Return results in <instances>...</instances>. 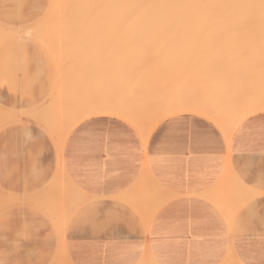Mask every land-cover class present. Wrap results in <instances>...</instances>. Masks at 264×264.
Wrapping results in <instances>:
<instances>
[{
  "label": "crops",
  "instance_id": "1",
  "mask_svg": "<svg viewBox=\"0 0 264 264\" xmlns=\"http://www.w3.org/2000/svg\"><path fill=\"white\" fill-rule=\"evenodd\" d=\"M54 4L57 0H0V8L16 9L0 12V29L5 33L0 43L23 35L37 40L55 58L60 77L55 53L30 34L49 19L54 8L48 6ZM30 9L35 12L29 13ZM46 9L47 14L38 20L44 22L28 30L6 26L1 19H37ZM58 82L59 79L52 99ZM0 109L13 116L2 124L24 114L34 120L31 114L39 111L18 114ZM76 126L63 150L47 127L55 145L48 144L31 127H13L0 134V173L5 164L10 165L8 191L32 192L39 188L38 196L43 195L57 182L59 173H66L76 189L87 196L82 203L70 204L72 208L68 205L71 218L65 246L74 264H142L149 259L153 264L264 261V198L250 191L247 197L254 195L247 201L242 196L246 193L240 196V189H247L243 185L250 189L260 184L264 169V111L240 124L230 146L213 120L196 113L165 119L147 144L133 126L116 116L96 115ZM230 170L234 171L232 178L226 177ZM0 187L5 194L2 182ZM73 194L70 203L79 196ZM93 210L102 217L115 218V222L106 231L84 223L82 217ZM13 219L18 228L27 225L25 254L31 252L38 259L52 260L61 235H56V218L43 208L38 210L29 199L26 206H17ZM5 235L0 232V249Z\"/></svg>",
  "mask_w": 264,
  "mask_h": 264
},
{
  "label": "bare ground",
  "instance_id": "2",
  "mask_svg": "<svg viewBox=\"0 0 264 264\" xmlns=\"http://www.w3.org/2000/svg\"><path fill=\"white\" fill-rule=\"evenodd\" d=\"M56 5H63V7L55 8L52 16L49 17V19L43 25L31 31L30 34L39 38L41 41H43L55 53V55L58 58L59 65H60V71H61V75L59 77V82H58V90H57L55 97L49 102L48 106L42 108L36 113L31 112L32 113L31 115H32V118H34V120L37 119L39 123L41 122L45 127H47L56 136L61 150H63V147H65L64 146L65 141L69 133L72 131V129L76 125L78 126V124L82 122L83 120L89 117H92V116H96V115H112V116H116V117H119L125 120L138 131L143 142L147 144L154 129L165 119L171 116L177 115V114H182V113H196V114L203 115L213 120L223 131L226 141L228 145L230 146L233 134L235 133L237 128L240 126L241 123H243L244 120H246L248 117L251 116L248 114H250L251 111H254L253 108L258 107L260 104H264V92H263V86H262L264 84H261V83H264L263 82L264 80L261 81L262 71L264 73V57H263L264 52L262 55H259L261 54L262 51H260L259 48H256V47L254 48V46L259 44V42H257L258 40H261V41L264 40L263 38L264 36V7H262V5H264V0H57ZM109 26L113 27L112 32H114V29H115V31L117 32L116 33L117 35L120 32L125 34V36L122 35L121 40L124 39V37L129 38V39L127 38L124 39L123 42L125 40L130 42V39L132 38L134 39V40L132 39L133 42L131 41V44L133 43V46H132L133 48L131 47V44L130 45L128 44L127 41L125 42L126 46L127 45L130 46L129 48L130 51H127L126 46H120V44H123V43L119 41L120 42L119 46L121 48L122 47L126 48V50L125 51H123L124 49L121 50V53L119 52L118 57L119 55L121 57L123 56L129 57L130 64H128V62H126V64L124 61L122 62L123 59L121 60V62H119L118 60H115V58H117L116 57L117 52L116 53L113 52V55L110 54V56L105 54L104 56L101 57V55L100 56L97 54L94 55V54H90L86 52V50L84 51L83 47L85 45H82L83 43L82 40L87 38L88 36L90 37L91 36L94 37L96 35L99 36L100 30H102V28L104 29V27L105 29L106 27L108 29ZM150 26L152 28H149ZM153 26L154 27L156 26L155 27L156 30L154 29ZM188 26L189 27L191 26V28L193 29L188 28ZM136 27H139V28H136ZM202 27L203 28L206 27V29H203ZM96 31L97 33L99 31V33L95 35ZM128 32H130V34H127ZM152 32L153 33L155 32V34H153ZM156 32H159V33H156ZM187 32H191V34L194 32L192 37H195L194 34H196L195 38H198V35L200 36L202 33H205V32H207L205 33V35L207 36L205 37V35L202 34L203 36L201 35L198 41H195L197 43L194 42L195 39L187 40V37H186V39H184L182 43L184 42V49H185V46H187L186 44L189 43L187 48L188 49L190 48L189 49L190 52L187 49V50L182 51L183 53H178V52H181L180 51L181 49L179 48H181V46L183 45L180 43L181 35H184ZM212 32L215 34L211 35ZM217 32L221 33L219 34L221 36L222 34H224V36H222L223 41L221 39L213 40L214 35H216ZM4 34L5 33L0 29V38ZM133 34H135L134 37L132 36ZM158 34H162V35H158ZM108 35L111 36L110 34ZM117 35H115V37H117L118 39L119 35L118 36ZM127 35H131V37ZM152 35L153 36L156 35V37L158 38H156L155 36L152 37ZM226 35L231 36V37H228ZM109 36H107V38ZM170 36L172 37L174 36V37L172 38ZM179 36H180V40L178 39ZM225 36L228 37L230 40H228ZM151 37L153 38V40ZM159 38L161 40L162 39L167 40V41L163 40L165 42L164 45H162V41L159 40ZM175 38H177L178 41ZM155 39H158L159 41H161L160 42L161 46L160 44H157L158 46L155 44V43H159V41L156 42ZM207 39L209 41H205ZM87 40L89 39L87 38ZM91 40L90 41L93 42V40H97V39H91ZM144 40L145 41L147 40V42H145ZM186 40L188 42H186ZM211 40L213 41L211 42ZM216 40L219 41V43L217 42L216 44ZM114 41L115 40H113V42ZM203 41L204 43L205 42L206 43L205 44L202 43ZM230 41L233 42L232 43L233 45L231 44ZM234 41H237V42L235 43ZM70 42L71 43L73 42V43L70 44ZM136 42L139 44H137ZM148 42H150V44ZM171 42H174V43L176 42V43L174 44ZM198 42L199 44H201L204 50L203 48L201 49V46L198 44ZM221 42H224L225 44ZM238 42L241 45L244 44L242 46L243 51L241 50L239 52L238 48L237 49L234 48L235 50L232 48V47L238 46L240 47L239 48L240 50L241 46L237 44ZM243 42H245L246 45ZM85 43L88 44L87 42ZM143 43L145 44L143 45ZM178 43L181 46H178ZM220 43L223 47H225V49L226 47H228V50H230L231 48L232 50H234V52L230 50V52H227L229 54L228 55L223 49L222 52L219 51L221 53H219L218 55V50H216L215 55H217L218 57L220 56L219 59L222 61L220 60L213 61L212 59H216V58L211 57L210 60H208L209 62L206 61V63L205 62L201 63L199 65L201 75L198 78L201 80H198L199 83H197V86L195 88L189 87L188 85H185V83L183 82H179L178 78L173 77V76H172L173 78L169 77L170 79H168L170 80V82L174 83L173 87L167 89L166 91L161 88V85L163 84V82L164 83L167 82L166 81L167 77L164 76L165 78H161L164 75V73L170 72L172 74H176L181 70V67H180L181 65L179 66L177 60L170 59V58L183 57V56L187 57L189 56V53L191 54V53H195L201 50H202L201 52L205 51L206 53H208V50L210 51L211 49H212V54H213V51L217 49L216 48L217 45H218V48H221ZM249 43H251V45L247 46V44ZM253 43L255 44L253 45ZM69 44L70 45L76 44V45L73 46L74 48L73 47L71 48ZM102 44H103V41H102ZM207 44L209 46H207ZM211 44L214 45V47ZM90 45L92 46V44ZM101 45L99 44V46ZM148 45L150 46V48L147 47ZM166 45L167 46L170 45V47L168 46L169 49H167L168 47ZM196 45L197 47H195ZM139 46L143 49V52ZM143 46L148 51H144L145 49ZM154 46H157V47L160 46V47L157 50V47H154ZM177 46L179 48H177ZM189 46H191L192 48ZM262 46H264V44ZM102 47L105 49L104 46ZM70 48H71V51H70ZM131 48L132 49L137 48V50L132 51ZM247 48H249V51ZM196 49L198 50L196 51ZM250 49L252 51H250ZM255 49H258L259 52ZM262 50L264 51V48ZM68 51L71 52V54ZM93 51L95 50L93 49ZM256 51L258 52V54L256 53ZM101 52L103 53V50ZM157 52L159 53L157 54ZM205 52H203V55H207ZM223 52H225V54H222ZM66 53H69V54H66ZM166 53L169 55H167ZM184 53H188V54L185 55ZM209 53L207 55L208 57L210 56ZM149 54L154 56V58ZM165 54L166 56L169 57L167 58L170 59L171 61H168L165 59L166 61L163 60L164 61L163 62L160 59V57L165 56ZM63 55L64 56L66 55L67 58H64ZM106 55L109 56V58L107 57L108 60L107 59L103 60V57H105ZM111 55L113 56V58H111ZM225 55L228 56L233 61L232 60L230 61L228 57L226 59ZM69 56H70L69 59H71L73 63L74 62L76 63V61L78 62L76 64L74 63L75 65H73V63H71V61L68 59ZM241 56H243V58ZM149 57H152V59L151 58L150 59L153 62H149V61L147 62V59L150 60ZM234 57H235V60L237 61L233 59ZM78 58L80 61L78 60ZM87 58L90 60H88ZM156 58H159L158 62L156 61ZM221 58L223 59L225 58V59L223 60ZM109 59L110 60L112 59V60L110 61ZM154 59H155V64H154ZM66 60L67 61L69 60L68 61V63L70 62L69 65L66 63ZM106 61H109V62H106ZM159 61L161 63L163 62L162 63L163 68L159 69V71L161 70L162 72L161 71L158 72L157 70H155L156 66L159 64ZM224 61H227V62H224ZM234 61H235V64L237 63L236 67L239 70L234 66L235 65ZM141 62L144 64L141 65ZM123 63L125 64V69H124ZM145 63L146 64L148 63L150 65L154 64V65L147 66ZM227 63L231 65L232 68L233 66L235 68L234 69H232L231 67L227 68V66H229V65H226ZM133 64L135 66H133ZM138 64L141 65V67L145 68L142 70H144L146 74H144L145 72L142 70L141 71L143 73H140L141 71L138 72L136 70ZM160 64L159 66L161 68L162 66ZM164 64L165 65L167 64L169 67L167 65L164 66ZM130 65H132L134 69ZM145 65L149 68L145 67ZM128 66H130L131 69H133V70L130 69L133 72L129 71ZM159 66H157V68H159ZM152 67L154 68L152 69ZM75 68L76 69L78 68V71L75 70ZM148 69L149 71H151L152 74H153V71L154 72L156 71L158 73L156 74L155 72V74H153V76L155 75L154 78L157 77L156 79L157 82L155 81V79H154V82L153 80L151 81L153 77L151 76L152 74L148 71ZM122 70H123V73L121 72ZM125 70L126 71L128 70V74L135 73L134 74L135 79L138 73L139 75L137 77L139 76L141 77L140 74H144L143 77H145L144 78L145 80L142 79L141 81L143 83L142 82L140 83V79H141L140 78L137 84H136L137 81L135 82L133 80L135 84L132 86L133 88L130 87L131 88L130 89L131 91H130L127 87H129L130 85L128 83L129 80L132 81V79H134L132 74L130 75L132 76L131 79H129L130 76H127L126 78L123 76L121 78H118L120 77L119 75L125 73ZM134 70H136L137 73L134 72ZM235 70H237V72ZM119 72L121 74H119ZM263 73L262 75H264ZM107 74H112L113 76L114 75L116 76V74H118L117 77H114V78L112 76L110 77L109 75L110 81L113 82L112 79L118 78V79H115L114 81L119 82V84L120 83L127 84L128 86L123 84V88L125 86L124 88L125 90L123 89V92L129 90L127 91L128 93L127 94L123 93L124 95L118 94L119 96H117V98L107 97V96H110L108 94L107 96H100V98L97 95L96 97L95 92H97L96 94L100 92H104V90L102 89H105L106 93L109 92V94H112L108 89L114 88L116 83H113L114 86L110 84L108 86L107 84H105L106 81L107 83L109 82V79H107L108 77ZM147 74H149L148 77H146ZM103 75L104 76L107 75V77L104 78L105 82L102 78ZM126 75L127 73L124 76ZM98 76L102 79H100ZM174 76H177V75H174ZM146 78H149V79H147V82L145 83ZM162 79H164V81H162ZM72 82L74 84H72ZM89 82H92L91 85ZM95 82H98V83H95ZM87 83H89V86ZM130 83L132 84V82ZM156 83H159V84H156ZM96 84L98 85L96 86ZM72 85H75V86H72ZM76 85L78 88L76 87ZM101 85L103 87H101ZM86 86H88V89H86L87 88ZM120 86H122V84H120ZM259 86H261L262 88L260 87L259 89ZM115 87H117V84ZM79 88L80 89L82 88V89L80 90ZM69 89L71 92L69 91ZM117 89L118 88H116V90ZM93 90H95V92H93ZM80 91L83 93V95H80L81 94ZM186 91L190 93H186ZM69 92L71 94H69ZM92 92L94 94H92ZM119 92L122 93L121 90ZM194 92L196 93L194 94ZM183 93L187 95L184 96ZM75 95H78V96H75ZM112 96L114 97V95ZM69 98L71 101L69 100ZM74 98L76 99L79 98V100H77V102H74L76 100ZM12 117L13 116L11 114H8L7 112H5V110L3 111L0 109V124L9 120ZM233 172H234L233 170L232 171L230 170L229 172L227 171L226 177L232 178L234 176ZM61 174L62 173L58 174V176L60 175L59 177L57 176L58 180L56 179L54 181V182L56 181L57 182L53 184L51 189L46 194L44 193L43 195L40 194L34 199L30 198V203L33 206H35L38 210L41 208H43L44 210H47L51 215H53L56 218L58 224H61V223L64 224V231L60 235L59 243L57 245L58 250L57 252H55L56 254L54 255L52 260L58 261V264H74L71 261L67 253L68 251L66 250V246H65L66 230H67V226L70 221V218H71V214L69 213L71 210L69 211L68 209H69V206L70 208H72L71 205L74 206V203L76 204L82 203L84 200H86L85 198L87 196L85 197V195L82 192L76 189V187L71 183V181L68 180L69 178L66 176V173L62 175ZM147 178L151 180V176L149 173H148ZM244 186L246 185L242 186L244 189L246 188L248 189V190L247 189L245 190L246 192L244 190H243L244 192L241 191L240 187L238 189H240V196H241V193L242 194L246 193L245 195H242V196L243 197L246 196V199H243V200L247 201V199H249V197L254 194L252 193V195H249V197H247V195L249 193L251 194L252 191L249 192V188L244 187ZM247 191L249 193H247ZM75 193L77 195L79 194V196L77 198H74L72 196L75 202L72 201L73 200L72 198L71 200L72 203H70L68 200L71 199L70 197L72 194L75 195L76 197ZM69 194H70V197L67 196ZM237 195L239 196V194ZM4 198H5V194L0 192V204L3 203ZM62 198L64 199V201H62L63 200ZM63 202L67 205L63 204ZM240 205H242V203ZM64 208H67V209L65 210ZM68 213L70 215H68ZM64 214H65V217L63 216ZM149 219L150 217L147 218L145 222L146 223L149 222ZM127 255L129 256V254ZM142 264H153V263L149 259L148 261L143 262Z\"/></svg>",
  "mask_w": 264,
  "mask_h": 264
},
{
  "label": "rangeland",
  "instance_id": "3",
  "mask_svg": "<svg viewBox=\"0 0 264 264\" xmlns=\"http://www.w3.org/2000/svg\"><path fill=\"white\" fill-rule=\"evenodd\" d=\"M54 10H55V8H54ZM54 10H53V12H54ZM16 11V9L15 8H10V7H8V8H0V12H6V13H9V12H15ZM28 12L29 13H32V12H35V10H33V9H30V10H28ZM47 12H48V10L46 9V10H44L43 11V13H42V15H40L39 16V18H37V19H34L35 17H32V16H29L28 17V19H24V18H21V17H15V16H13V17H9V18H1L2 20H3V22H5V24H6V26H10V27H13V28H17V29H26V30H28V29H32V28H34L36 25H38V24H42L43 22H44V20L42 19L41 21H38L44 14H47ZM53 12H52V14H53ZM52 14H51V16H52ZM50 16V17H51ZM122 27V26H121ZM120 27V28H121ZM146 27V26H145ZM144 27V28H145ZM154 27V26H153ZM156 27V26H155ZM155 27H154V29H155ZM159 27H161V26H159ZM185 27H187V26H185ZM192 27H194V26H192ZM207 27V26H206ZM206 27L205 28H203V29H206ZM110 28H112V29H110ZM117 28V27H116ZM135 28V27H134ZM136 28H139V27H136ZM142 28V27H141ZM149 28H152L151 26L149 27ZM157 28H158V26H157ZM182 28H183V26H182ZM188 28H191V26L189 27L188 26ZM198 28V27H197ZM199 28H200V26H199ZM208 28V27H207ZM210 28V27H209ZM229 28V27H228ZM101 29V28H100ZM99 29V30H100ZM123 29V28H122ZM191 29H193V28H191ZM104 30V31H103ZM105 30H106V32H105ZM110 30V31H109ZM118 30H119V28H118ZM156 30V29H155ZM113 31V27H111V26H109L108 27V29H107V27H106V29H105V27H104V29L102 28V30H100V33H99V31H98V33H99V36L98 35H96V34H98L97 33V31L95 32V35L96 36H88L87 38L89 39V40H87V38H85V39H83L82 41H83V43H82V45H85L83 48H84V51L86 50V52H88V53H90V54H94V55H101V57L102 56H104L105 54H107V55H109L110 56V54H112L113 55V52H117V58H115V60H118L119 62H121V60H122V62L124 61L125 62V64H126V62H128V64H130L129 63V61H130V58L129 57H127V56H123V57H121L120 55H119V57H118V54H119V52L121 53V50H123V51H125L126 50V48H127V51H130V44H131V41H132V39H130V42H128L127 40H125L124 42H123V40L124 39H126L125 37H124V39H122L121 40V38H122V35H124L125 36V34L124 33H118V35L116 34L117 32L115 31V29H114V32H112ZM102 32V33H101ZM108 32V33H107ZM113 33V34H111V33ZM119 32V31H118ZM135 32V31H134ZM151 33V32H150ZM149 33V34H150ZM153 33V32H152ZM156 33H159V32H156ZM194 33V32H193ZM193 33L191 34V32H187V33H185L184 35H181V44H183L182 46L181 45H179V43H178V46H181V48H179L178 46H177V48H179V49H181L180 51L181 52H178V53H183L182 51H184V50H187L188 48H187V46L189 45V43H187L186 44V42H188L187 40H191V39H195L194 40V42L195 41H198V39L200 38V36L202 35V34H204L205 35V33H207V32H205V33H200L201 35L199 36L198 35V38H195L196 37V34H194L195 35V37H192V35H193ZM218 33V32H217ZM216 33V35H214V39L213 40H215V39H223V37L222 36H224V34H222V36L221 35H219V34H221V33H218L217 34ZM108 34H110L111 36H109ZM127 34H130V32H128ZM136 34H137V32H136ZM153 34H155V32L153 33ZM198 34V33H197ZM211 34V33H210ZM213 34H215V33H213L212 32V34L211 35H213ZM90 35H92V34H90ZM115 35H117L118 36V39H117V37H115ZM134 35L135 34H133L132 36L134 37ZM144 35V34H143ZM143 35H142V37H143ZM157 35V34H156ZM156 35H154L155 37H156ZM158 35H162V34H158ZM104 36V37H103ZM107 36H109L108 38H107ZM116 38H114V37ZM121 36V37H120ZM127 36H130L131 37V35H127ZM140 36V35H139ZM149 36V35H148ZM153 35H152V37H154ZM166 36V35H165ZM176 36V35H175ZM191 37V38H189V37ZM203 36V35H202ZM207 35H205V37H206ZM209 36V35H208ZM226 36H228V35H226ZM225 36V37H226ZM99 37V38H98ZM112 37V38H111ZM144 37H146V36H144ZM150 37V36H149ZM151 37V38H152ZM162 37V36H161ZM160 37V38H161ZM170 37H172V36H170ZM174 37V36H173ZM172 37V38H173ZM184 37V38H183ZM186 37H187V40H186V42H185V44L187 45V46H185V49H184V42L182 43V41H184V39H186ZM210 37V36H209ZM216 37H218V38H216ZM220 37V38H219ZM228 37H231V36H228ZM228 37H226L228 40H230ZM156 38H158V37H156ZM159 38V40H161ZM166 38V37H165ZM189 38V39H188ZM204 38V37H203ZM208 38V37H207ZM225 38V39H226ZM263 38H264V36H263ZM91 39H97V40H93V42H91L92 40ZM101 39V40H100ZM112 39V40H111ZM127 39H129V38H127ZM147 39V38H146ZM167 39V38H166ZM170 39V38H169ZM176 40H177V38H175ZM179 40H180V36H179V38H178ZM210 39V38H209ZM232 39V38H231ZM236 39H237V37H236ZM86 40V41H85ZM91 40V41H90ZM100 40V41H99ZM113 40H115L114 42H113ZM117 40V41H116ZM134 40V39H133ZM142 40H143V38H142ZM152 40H153V38H152ZM152 40H151V42H152ZM156 40V42L157 41H159L158 39H155ZM163 40H165V39H162L161 41H162V45H164L165 44V42L163 41ZM171 40H173V39H171ZM192 40V41H193ZM203 40V39H202ZM213 40H211V42L213 41ZM220 40V41H221ZM227 40V41H228ZM234 40V39H233ZM89 41V42H88ZM102 41H103V44H102ZM112 41V42H111ZM119 41H121V43H123V44H120V42ZM128 42V44L129 45H127V46H129V47H127L126 46V43L125 42ZM138 41V40H137ZM145 41V40H144ZM144 41H142V42H144ZM148 41H149V39H148ZM161 41H159V43H155L156 45L157 44H160V42ZM165 41H167V40H165ZM178 41V40H177ZM205 41H209L208 39L207 40H205ZM223 41V40H222ZM261 40H258L257 42H259V44H257L256 46H254V48L256 47V48H259L260 49V51H262L261 52V54H259V55H262L263 54V48H264V46H262L263 44H264V40H262L261 42H260ZM77 42V41H76ZM85 42H87L88 44H86ZM95 42V43H94ZM99 42V43H98ZM133 42V41H132ZM145 42H147V40L145 41ZM164 42V43H163ZM217 42L219 43V41H217L216 40V44H217ZM226 42V41H225ZM231 42V41H230ZM235 43L237 42V41H234ZM242 42V41H241ZM240 42V43H241ZM246 42V41H245ZM245 42H243V43H245ZM250 42V41H249ZM255 42V41H254ZM256 42V43H257ZM73 43V42H72ZM71 42H70V44H72ZM78 43H79V41H78ZM94 43V44H93ZM111 43H113V44H111ZM115 43H116V45H115ZM134 43H135V41H134ZM137 43V42H136ZM141 43V42H140ZM149 44H150V42H148ZM171 43H174V42H171ZM176 43V42H175ZM174 43V44H175ZM193 43V42H192ZM191 43V44H192ZM195 43H197V42H195ZM202 43H204V41L202 42ZM206 43V42H205ZM204 43V44H205ZM221 43H223V44H225L224 42H221ZM221 43H220V45H221ZM228 43V42H227ZM233 42H231V44H232ZM242 43V44H243ZM248 43V42H247ZM69 44V45H70ZM90 44H92V46L90 45ZM99 44L101 45V46H99ZM111 44V45H110ZM119 44H120V46H126V48H121L120 46H119ZM137 44H139V43H137ZM136 44V45H137ZM145 43H143V45H144ZM152 44H154V43H152ZM166 44H168V43H166ZM170 44V43H169ZM198 44H199V42H198ZM230 44V45H231ZM237 44H239V42L237 43ZM255 43H253V45H254ZM261 44V45H260ZM68 45V44H67ZM74 45H76V44H73V45H70L71 46V48L74 46ZM80 45V44H79ZM90 45V46H89ZM95 45V46H94ZM105 45H107V46H105ZM141 45V44H140ZM147 45V44H146ZM172 45V44H171ZM200 46H201V44H199ZM198 45V46H199ZM203 45V44H202ZM209 45H210V43H209ZM208 44H207V46H209ZM212 45V44H211ZM229 45V46H230ZM233 45V44H232ZM244 45V44H243ZM243 45H241V44H239V46H241V49L239 50V48L240 47H232L233 49L235 48V49H237L238 48V51L240 52L243 48H242V46ZM245 45H246V43H245ZM248 45H251V43H249V44H247V46ZM253 45H252V47H253ZM261 47H259V46ZM102 46H104L105 47V49L102 47ZM118 48H117V47ZM133 46V43L131 44V47ZM138 46V45H137ZM158 46V45H157ZM157 46H154V47H157ZM160 46H161V44H160ZM159 46V47H160ZM167 46V45H166ZM169 47H170V45H168ZM167 46V47H168ZM173 46V45H172ZM176 46V45H175ZM194 46V45H193ZM213 47H214V45H212ZM212 46H211V48H212ZM246 46V47H247ZM66 47V46H65ZM64 47V48H65ZM75 47H77V46H75ZM140 47V46H139ZM138 47V48H139ZM144 47V46H143ZM147 47H149L150 48V46L148 45ZM146 47V48H147ZM151 47H153V46H151ZM159 47H157V50H158V48ZM166 47V48H167ZM169 47L167 48V49H169ZM174 47V46H173ZM173 47H171V48H173ZM189 47H191V46H189ZM195 47H197V45L195 46ZM206 47V46H205ZM245 47V48H246ZM71 48H70V51H71ZM74 48V47H73ZM92 50H91V49ZM107 48V49H106ZM109 48V49H108ZM116 48V49H115ZM120 48V49H119ZM133 48V47H132ZM131 48V50L132 51H134V50H137V48L136 49H132ZM135 48V47H134ZM170 48V49H171ZM192 48V47H191ZM194 48V47H193ZM199 48V47H198ZM203 47L201 46V49H202ZM217 49H215V51H213V54H212V49L209 51L208 50V53L209 52H211V53H209L210 54V56L208 57L207 55H208V53H206L205 51H203V52H205L207 55H203V52H201V51H197L198 49H196V51L197 52H195V53H189V56H187V57H173V58H170V59H175V60H177V62H178V64H179V66L181 67V70L178 72V73H176V74H172V73H170V72H166V73H164V75H163V73H162V77L161 78H165V77H167L166 79V81L167 82H163V84L161 85V88L162 89H164L165 91L167 90V89H169V88H172L173 87V85H174V83L173 82H170V80H168V79H170L169 77H177L178 78V80H179V82H183V83H185V85H188L189 87H196L197 86V83H199L198 82V80H201V79H198L199 78V76L201 75L200 74V67H199V65L201 64V63H206V61L207 62H209L208 60H210V58L212 57V58H216V59H212L213 61L214 60H220L219 58H220V56L218 57L217 55H215L216 53V50H218V55H219V53H221L222 51H223V49L225 50V52L227 53V52H230V50L231 51H233L234 52V50H232L230 47V50H228V47H226V49H225V47H223L222 45H221V48H218V45H217V47H216ZM245 48H244V50H245ZM67 49V48H66ZM78 49V48H77ZM89 49V50H88ZM93 49L95 50V51H93ZM119 49V50H118ZM140 49H142L141 47H140ZM139 49V50H140ZM144 49H145V47H144ZM154 49V48H153ZM152 49V50H153ZM156 49V48H155ZM161 49V48H160ZM190 49V48H189ZM189 49H188V51H189ZM206 49V48H205ZM209 49H210V47H209ZM221 49V50H220ZM248 49V51H249V48H247ZM246 49V50H247ZM252 49V48H251ZM250 49V51H252ZM69 50V49H68ZM73 50V49H72ZM76 50V49H75ZM79 50V49H78ZM82 50V49H81ZM80 50V51H81ZM93 51V52H91V51ZM103 50V53L101 52ZM162 50V49H161ZM161 50H159V51H161ZM166 50V49H165ZM193 50V49H192ZM203 50H204V48H203ZM207 50V49H206ZM255 50H257L258 51V49H255ZM109 51H111V52H109ZM144 51H148L147 49H145ZM156 51V50H155ZM170 51V50H169ZM219 51H221V52H219ZM237 51V50H236ZM243 51V50H242ZM256 51V53L258 54V52ZM65 52V51H64ZM67 52V51H66ZM69 52V51H68ZM74 52V51H73ZM107 52V53H106ZM142 52H143V49H142ZM168 52V51H167ZM190 52V51H189ZM193 52V51H192ZM202 53V54H200V53ZM225 52H223L222 54H225ZM70 54H71V52H69ZM69 53H66V54H69ZM77 53V52H76ZM79 53V52H78ZM85 53V52H84ZM148 53V52H147ZM150 53V52H149ZM152 53V52H151ZM156 53V52H155ZM159 52H157V54H158ZM164 53H165V51H164ZM169 53V52H168ZM244 53V52H243ZM61 54H63V53H61ZM73 54V53H72ZM87 54V53H86ZM161 54H162V52H161ZM167 54V53H166ZM166 54H165V56H166ZM185 55L186 54H188V53H184ZM184 54H182V55H184ZM228 54V53H227ZM233 54V53H232ZM105 56V57H103V60H106L107 59V57L109 58V56ZM111 55V58H113V56ZM146 55H148V54H146ZM149 55H151V54H149ZM156 55V54H155ZM167 55H169V54H167ZM213 55V56H212ZM229 55V54H228ZM64 56V55H63ZM79 56V55H78ZM152 56V55H151ZM158 56V55H157ZM162 56V55H161ZM163 56V57H160V59L163 61H166V60H168V61H171L170 59H168L169 57L168 56ZM232 56V55H231ZM230 56V57H231ZM234 56V55H233ZM74 57V56H73ZM146 57V56H145ZM153 58H154V56H152ZM152 57H149V59L151 58L152 59ZM168 57V58H167ZM217 57H218V59H217ZM222 57V56H221ZM225 57H226V59H227V57L228 56H226L225 55ZM238 57V56H237ZM242 58H243V56H241ZM264 57V56H263ZM64 58H67L66 57V55L64 56ZM63 58V59H64ZM70 58V56L68 57V59ZM75 58H76V56H75ZM89 58V57H88ZM87 58V59H88ZM93 58V57H92ZM229 58V57H228ZM239 58V57H238ZM242 58H241V60H242ZM82 59V58H81ZM94 59V58H93ZM146 59V58H145ZM144 59V60H145ZM150 59V60H151ZM158 59L159 58H156V61L158 62ZM166 59V60H165ZM221 59H223V58H221ZM225 59V58H224ZM223 59V60H224ZM230 59V58H229ZM234 60H235V57L233 58ZM70 61H71V59H69ZM68 60V61H69ZM73 60H74V58H73ZM78 60H79V58H78ZM88 60H90V59H88ZM102 60V61H103ZM108 60V59H107ZM110 60V59H109ZM112 60V59H111ZM110 60V61H111ZM144 60H143V62H144ZM150 60H148L147 59V62L149 61V62H153L152 60L150 61ZM211 60V61H212ZM232 59H230V61H231ZM240 60V59H239ZM68 61L66 60V63L69 65V63H68ZM80 61V60H79ZM163 61V62H164ZM167 61V62H168ZM220 61H222V60H220ZM229 61V60H228ZM233 61V60H232ZM235 61H237V60H235ZM235 61H234V64H235ZM78 61H76V63H77ZM91 62V61H90ZM106 62H109V61H106ZM162 62V63H163ZM224 62H227V61H224ZM71 63H73L72 61H71ZM75 63V62H74ZM73 63V65H75ZM139 63V62H138ZM161 62L159 61V64H160ZM160 64L161 66L163 65V64ZM238 63H239V61H238ZM125 64L123 63V66H124V69H125ZM132 64V63H131ZM140 64V63H139ZM137 65V71L139 72V71H141L142 69H145V68H143V67H141V65L142 64H144V63H142L141 62V65ZM146 64V63H145ZM154 64H155V59H154ZM153 64V65H154ZM158 64V63H157ZM159 64L157 65V66H159ZM230 64H232V63H230ZM135 65H136V63H135ZM134 64H133V66H135ZM147 66H149L150 64H146ZM145 65V67H147ZM152 65V64H151ZM150 65V66H151ZM152 65V66H153ZM167 65V64H166ZM165 64H164V66H166ZM172 65V64H171ZM226 65H229L228 63L226 64ZM130 66H132V65H130ZM130 66H128V68H129V71H131V70H133L134 69V67H133V69H131V67ZM157 66H156V68H155V70H157L158 72H160L159 71V69H162L163 68V66L160 68V66H159V68H157ZM168 66V65H167ZM235 67L237 66V63L234 65ZM233 66V68H232V66L231 65H229V66H227V68L228 67H231L232 69H234L235 67ZM72 67V66H71ZM155 67V66H154ZM154 67H152V69L154 68ZM169 67V66H168ZM120 68V67H119ZM127 68V67H126ZM127 68V69H128ZM147 68H149V67H147ZM225 68H226V66H225ZM237 68V67H236ZM123 69V68H122ZM131 69V70H130ZM230 69V68H229ZM238 69V68H237ZM75 70H77L78 71V68L76 69L75 68ZM136 70H134V72H136L137 73V71ZM150 70H151V68H150ZM228 70V69H227ZM239 70V69H238ZM142 71H144V70H142ZM140 72V73H143V72ZM148 71H149V69H148ZM153 71V70H152ZM236 72H237V70H235ZM72 72H73V70H72ZM122 73H123V70L121 71ZM131 72H133V71H131ZM145 72V71H144ZM150 73H151V71H149ZM148 72V73H149ZM156 72V71H155ZM155 72L153 71V74H155ZM162 72V71H161ZM240 72V71H239ZM238 72V73H239ZM127 73V75L126 76H124L125 74ZM262 73H263V71H262ZM262 73H261V78H262V80L261 81H263L264 79H263V77H264V75H262ZM74 74V73H73ZM78 74V73H77ZM119 74H121L120 72H119ZM132 73H129L128 74V70L126 71L125 70V73L124 74H121V75H119L120 77H118V78H121L122 76L123 77H127V76H130ZM134 74L135 73H133L132 74V76L134 77ZM144 74H146V72L144 73ZM144 74H140L141 75V77L139 76V77H137L138 75H139V73L137 74V76H136V79H135V77H134V79H132V81H130L129 80V87H127L128 85L127 84H124V83H120V84H122V86H120V84H119V82H115L114 80L115 79H118V78H115V79H112L113 80V82H111L110 81V78H109V75H110V77L112 76L113 78L114 77H117V75L118 74H116V76L114 75H112V74H107L108 75V77H107V75L106 76H104L103 75V80H104V78H106L107 77V79H109V82L107 83V81H106V83L105 84H107L108 86H109V84L110 85H113L114 86V84L113 83H116L117 84V87H115L116 86V84H115V86H114V88H109L108 86V90L112 93V94H109V92L108 93H106L105 91V89H102V90H104V92H105V94H104V92H100V93H98V94H96L97 92H95V90H93V92H95V96L97 95V96H99V98H100V96H107V94L108 95H110V96H107V97H112V98H117V96H119L120 94H122V95H124L123 93H125V94H127L128 92L127 91H129L131 88L130 87H132L135 83L133 82V80L136 82V84L139 82L138 80L140 79V83L142 82L141 80L142 79H144L145 77H143L144 76ZM152 74V73H151ZM153 74L151 75L153 78L151 79V81L153 80V82H154V79H155V81L157 82V77H155L154 78V76H153ZM156 74H158L157 72H156ZM264 74V73H263ZM174 75H177V76H174ZM76 76V75H75ZM82 76V75H81ZM132 76H130V78L129 79H131V77ZM149 76V74H147V76L146 77H148ZM165 76V77H164ZM74 77V76H73ZM78 77V76H77ZM99 77V76H98ZM172 77V78H173ZM23 78V79H22ZM100 78V77H99ZM102 78H100V79H102ZM138 78V79H137ZM260 78V79H261ZM58 79H59V72H58V69H57V65H56V62H55V58H53V56L51 55V53H50V51L42 44V43H40V42H38L37 40H35V39H33V38H31V37H29V36H26V35H23V36H20L19 38H17V39H12V38H6V39H4V40H2V42L0 43V106L1 107H3V108H6V109H8V110H11V111H13V112H17L18 114H21V113H26L27 111H29V110H40L41 108H44V107H46V106H48V104H49V102L51 101V99H52V97H53V95H54V93H55V91H56V86H57V81H58ZM71 79V78H70ZM147 79H149V78H146V81H145V83L147 82ZM259 79V80H260ZM72 80V79H71ZM76 80V79H75ZM79 80V79H78ZM84 80V79H83ZM102 80V81H103ZM145 80V79H144ZM73 81V80H72ZM118 81V80H117ZM162 81H164V79H162ZM260 81V82H261ZM71 82V81H70ZM76 82H78V81H76ZM75 82V83H76ZM83 82V81H82ZM82 82H80V83H82ZM100 82V81H99ZM104 82H105V80H104ZM112 84H111V83ZM130 82H132V84L130 83ZM264 82V81H263ZM90 83V85H91V83L92 82H89ZM89 83H87L88 84V86H89ZM94 83V82H93ZM95 83H98V82H95ZM143 83V82H142ZM72 84H74L73 82H72ZM86 84V85H87ZM119 84V85H118ZM123 84L124 85H127L126 87L129 89V90H127V91H125V92H123V89L125 88V86H124V88H123ZM156 84H159V83H156ZM261 84H264V83H261ZM80 85V84H79ZM82 85V84H81ZM84 85H85V83H84ZM95 85V84H94ZM98 84H96V86H97ZM260 85V84H259ZM70 86H71V84H70ZM72 86H75V85H72ZM88 86H86L87 88L86 89H88ZM93 86V85H92ZM106 86V85H105ZM263 86V92H264V85H262ZM67 87V86H66ZM76 87H77V85H76ZM84 87V86H83ZM101 87H103L102 85H101ZM106 87V88H107ZM122 87V88H121ZM260 87L261 86H259V89H260ZM69 88V87H68ZM78 88V87H77ZM85 88V87H84ZM105 88V87H104ZM116 88H118L117 90H116ZM121 88V89H120ZM133 88V87H132ZM262 88V87H261ZM80 89V88H79ZM82 89V88H81ZM80 89V90H81ZM76 90V89H75ZM90 90V89H89ZM91 90H92V88H91ZM121 90V92L122 93H120L119 91ZM125 90V89H124ZM66 91V90H65ZM69 91H70V89H69ZM131 91V90H130ZM172 91V90H171ZM71 92V91H70ZM69 92V94H71ZM76 92V91H75ZM81 92V91H80ZM85 92V91H84ZM92 92V94H94ZM87 93V92H86ZM91 93V92H90ZM89 93V94H90ZM186 93H190V92H188V91H186ZM191 93H193V92H191ZM196 92H194V94H195ZM80 94V93H79ZM100 94V95H99ZM119 94V95H118ZM184 94V93H183ZM68 95V94H67ZM80 95H83V93L81 92V94ZM85 95V94H84ZM112 95H114V97L112 96ZM116 95V96H115ZM185 95H187V94H184V96ZM66 96V95H65ZM75 96H78V95H75ZM96 96V97H97ZM183 96V95H182ZM83 97V96H82ZM80 98V97H79ZM79 98L78 99H76V98H74V99H76L75 101H74V99H73V101L74 102H77V100H79ZM69 100H70V98H69ZM71 101V100H70ZM69 102V101H68ZM39 105V108L37 109V107H36V105ZM253 110L254 111H251V113L250 114H248V115H254V114H256V113H258V112H261V111H264V104H260L258 107H255V108H253ZM9 114V113H8ZM20 126H24V127H31L32 129L34 128L35 130H37L38 131V133L39 134H42V137H44L45 138V140H46V142L49 144V143H52L53 145H55V143H54V141L52 140V137L48 134L49 132H48V130L46 129V127H44V126H42L41 124H38L37 122H35L33 119H31V118H29L28 117V115H23L21 118H18L17 120H10V121H8V122H6V123H4V124H2L1 126H0V134H2L5 130H7V129H9V128H13V127H20ZM1 188V187H0ZM2 189V188H1ZM3 190V189H2ZM57 244H58V241H57ZM57 249V248H56Z\"/></svg>",
  "mask_w": 264,
  "mask_h": 264
},
{
  "label": "snow or ice",
  "instance_id": "4",
  "mask_svg": "<svg viewBox=\"0 0 264 264\" xmlns=\"http://www.w3.org/2000/svg\"><path fill=\"white\" fill-rule=\"evenodd\" d=\"M49 9L61 8L63 5H49ZM264 7V5H262ZM23 79V78H22ZM37 109L39 105H36ZM10 165H4V171L0 173V182L3 183L5 189V198L0 204V232L5 233L4 246L0 249V264H58L56 260L38 259L34 254L28 252L25 254L24 245L28 241L27 225L23 228H18L14 222V213L17 206L22 203L26 206L30 198L34 199L38 196L40 189L36 188L35 191L28 192L23 190L20 192L8 191L11 174L9 173ZM252 192H258L259 196L264 198V169L261 172L260 184L253 186L249 189ZM84 223L96 228L100 231L108 230L115 222L113 217H102L100 214L93 211H88L82 217ZM64 231V224H57L56 235L57 237ZM11 237V239H9ZM264 264V261L261 262Z\"/></svg>",
  "mask_w": 264,
  "mask_h": 264
}]
</instances>
